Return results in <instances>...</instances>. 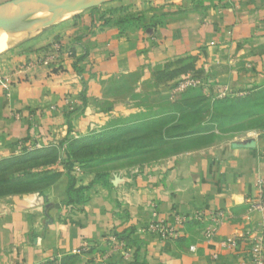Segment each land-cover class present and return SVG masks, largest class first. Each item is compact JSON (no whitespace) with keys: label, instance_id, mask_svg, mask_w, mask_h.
<instances>
[{"label":"crops","instance_id":"1","mask_svg":"<svg viewBox=\"0 0 264 264\" xmlns=\"http://www.w3.org/2000/svg\"><path fill=\"white\" fill-rule=\"evenodd\" d=\"M113 1L126 11L86 10L46 28L28 50L0 55V154L60 149L96 116L105 79L137 72L145 80L186 55L226 94L264 86V0ZM65 162L51 183L0 197V264H241L248 244L221 242L264 225V212L248 205L264 180V131L104 180L75 165L79 193ZM154 212L176 235L149 230ZM214 212L222 217L195 218Z\"/></svg>","mask_w":264,"mask_h":264},{"label":"rangeland","instance_id":"2","mask_svg":"<svg viewBox=\"0 0 264 264\" xmlns=\"http://www.w3.org/2000/svg\"><path fill=\"white\" fill-rule=\"evenodd\" d=\"M6 1L0 0V4ZM117 4L109 0L98 6L126 11ZM84 12L67 13L55 24L75 20ZM169 20L173 17L167 14L165 21ZM50 26L24 34L21 42L5 45L0 55L28 50L27 44ZM196 69L186 55L156 66L145 80L137 72L105 79L102 96L96 101V116L84 132L64 139L72 141L69 149L65 143L46 159L34 162L28 152L9 157L0 154V197L28 192L32 186H19L23 181L59 175L67 151L87 171L105 174L264 131V86L226 94L221 86L214 88L205 81L203 69ZM44 171L48 172L43 175Z\"/></svg>","mask_w":264,"mask_h":264},{"label":"water","instance_id":"3","mask_svg":"<svg viewBox=\"0 0 264 264\" xmlns=\"http://www.w3.org/2000/svg\"><path fill=\"white\" fill-rule=\"evenodd\" d=\"M109 0H9L0 4V31L15 28L23 19L39 12H46L48 6L53 16L45 15L44 18L23 25L20 28L22 37L24 34L39 31L42 28L57 23L67 13H79L81 11L97 7Z\"/></svg>","mask_w":264,"mask_h":264},{"label":"built area","instance_id":"4","mask_svg":"<svg viewBox=\"0 0 264 264\" xmlns=\"http://www.w3.org/2000/svg\"><path fill=\"white\" fill-rule=\"evenodd\" d=\"M57 48L60 51L61 45L57 44ZM224 89V93L226 92ZM77 172L81 169L76 166ZM259 188L258 195L248 199V205L250 211L264 212V180L260 178L257 182ZM222 217V212H214L208 216L198 214L195 218L198 220H217ZM180 223L184 222V218H177ZM158 230L163 238L176 235V231L173 227H169L164 220L157 219V212H154L153 219L150 224L149 230ZM214 230L208 229L207 233L210 236ZM248 244L249 255L246 260H243L241 264H264V225H260V229L252 232H246L245 234L235 235L228 237L221 242L223 248L235 249L240 246L241 243ZM191 250H195L192 246ZM129 256V253L127 254Z\"/></svg>","mask_w":264,"mask_h":264},{"label":"trees","instance_id":"5","mask_svg":"<svg viewBox=\"0 0 264 264\" xmlns=\"http://www.w3.org/2000/svg\"><path fill=\"white\" fill-rule=\"evenodd\" d=\"M129 18V17H128ZM128 18H125L123 21H126V22H129V21H133V18L132 20L131 19H128ZM136 20H139L141 22H143V19H140L139 17L138 18H135ZM193 66V64H192ZM71 142H67V148L66 149H69L70 148V145H73L71 144ZM54 150H56L55 147H52V148H48V149H42V150H23V152H28L27 154L29 155V159L32 160V162H34L35 160L38 161L40 160L41 158H44L46 159L47 157H49V154H51ZM31 153H35L36 157H32V154ZM130 155V154H129ZM64 160L66 161L65 162V167H66V170L69 172L70 174V191L73 193H79L81 192L82 190H84V187L82 186H79V187H76V182H77V178L76 176L72 173L73 170H74V167L75 165H78L80 168H85L82 164L80 163L79 161H75L74 158H72L70 152L67 151V154L64 158ZM48 171H44L43 172V175H45ZM42 172H39V174H41ZM109 175V173H98L96 174V179H102L104 180L107 176ZM58 174H56V176L54 175H51V176H40V177H36V178H33L32 180H28V181H23L22 183H20L19 186H39V185H45V184H48V183H51L52 181H54L56 178H57ZM70 202L74 203V202H79L78 200H71Z\"/></svg>","mask_w":264,"mask_h":264},{"label":"bare ground","instance_id":"6","mask_svg":"<svg viewBox=\"0 0 264 264\" xmlns=\"http://www.w3.org/2000/svg\"><path fill=\"white\" fill-rule=\"evenodd\" d=\"M45 10L46 12H39L23 19L15 28L9 30H7L6 28L2 29L0 31V48L5 47V45L7 44H9L8 46H10L14 42L18 41V39L21 38L22 36L20 32V28H22L23 25L30 24L34 21L40 20L44 18L45 15L53 16V13H51V10L48 6H45Z\"/></svg>","mask_w":264,"mask_h":264}]
</instances>
